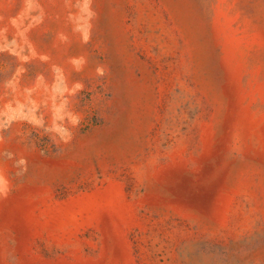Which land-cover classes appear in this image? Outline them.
I'll use <instances>...</instances> for the list:
<instances>
[{"label": "rangeland", "instance_id": "rangeland-1", "mask_svg": "<svg viewBox=\"0 0 264 264\" xmlns=\"http://www.w3.org/2000/svg\"><path fill=\"white\" fill-rule=\"evenodd\" d=\"M0 264H264V0H0Z\"/></svg>", "mask_w": 264, "mask_h": 264}]
</instances>
